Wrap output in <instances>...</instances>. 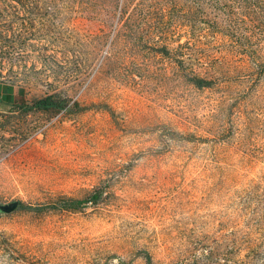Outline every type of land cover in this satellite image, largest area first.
<instances>
[{"label":"rangeland","instance_id":"1","mask_svg":"<svg viewBox=\"0 0 264 264\" xmlns=\"http://www.w3.org/2000/svg\"><path fill=\"white\" fill-rule=\"evenodd\" d=\"M100 189L0 264H264V0H0V205Z\"/></svg>","mask_w":264,"mask_h":264},{"label":"trees","instance_id":"2","mask_svg":"<svg viewBox=\"0 0 264 264\" xmlns=\"http://www.w3.org/2000/svg\"><path fill=\"white\" fill-rule=\"evenodd\" d=\"M218 1V0H216ZM190 83L194 85V87L197 88H205L209 87L211 85V81L204 80L202 78L198 77H191L189 79ZM74 108L78 109L79 111L85 110L86 108H80L78 104L74 103ZM14 108L20 110L23 113H28L34 110L37 111H55L60 112L63 110L68 109L67 101L66 99L54 96V95H48L43 98H40L38 100L33 101L30 104H21L18 106H15ZM175 134V133H172ZM104 193V189H100L99 191H95L93 194H91L86 199H70V198H59L54 203L48 206H31V205H25L23 203H19V206L17 209L20 210H29L34 212H44L48 210H54V211H78V209L84 208V206L90 204V205H97L102 197V194ZM144 257L147 261H149L148 254H144Z\"/></svg>","mask_w":264,"mask_h":264},{"label":"water","instance_id":"3","mask_svg":"<svg viewBox=\"0 0 264 264\" xmlns=\"http://www.w3.org/2000/svg\"><path fill=\"white\" fill-rule=\"evenodd\" d=\"M19 203L17 201L10 202L8 204L0 205V212L5 214L12 213L18 208Z\"/></svg>","mask_w":264,"mask_h":264}]
</instances>
